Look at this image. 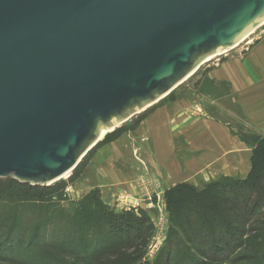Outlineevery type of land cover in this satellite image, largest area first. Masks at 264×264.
<instances>
[{"label":"water","instance_id":"water-1","mask_svg":"<svg viewBox=\"0 0 264 264\" xmlns=\"http://www.w3.org/2000/svg\"><path fill=\"white\" fill-rule=\"evenodd\" d=\"M263 21L264 0H0V178L69 175Z\"/></svg>","mask_w":264,"mask_h":264},{"label":"trees","instance_id":"trees-1","mask_svg":"<svg viewBox=\"0 0 264 264\" xmlns=\"http://www.w3.org/2000/svg\"><path fill=\"white\" fill-rule=\"evenodd\" d=\"M249 138L246 177H222L201 188L179 182L165 190L170 227L154 262L209 264L233 257L230 262L241 263L251 256L258 228L264 226L255 225L264 208V135ZM62 198L60 185L0 179V264L139 262L153 229L143 210L118 211L103 203L97 188L71 210L60 208ZM194 249L195 260L189 255ZM241 249L242 256L233 255Z\"/></svg>","mask_w":264,"mask_h":264},{"label":"crops","instance_id":"crops-1","mask_svg":"<svg viewBox=\"0 0 264 264\" xmlns=\"http://www.w3.org/2000/svg\"><path fill=\"white\" fill-rule=\"evenodd\" d=\"M136 135L146 140L140 144L144 166L133 157ZM250 135H264V40L244 55L208 63L186 94L156 104L139 117L136 128L107 144V151L120 158L106 157V186L118 191L117 182L126 186L143 174L132 172L126 179L119 159L144 167L163 190L179 182L202 186L221 177L244 178L251 166V141L245 139ZM102 155L99 151L97 160ZM127 192L136 198V189Z\"/></svg>","mask_w":264,"mask_h":264},{"label":"rangeland","instance_id":"rangeland-1","mask_svg":"<svg viewBox=\"0 0 264 264\" xmlns=\"http://www.w3.org/2000/svg\"><path fill=\"white\" fill-rule=\"evenodd\" d=\"M260 40H264V21L253 31L247 34L245 38L234 48L209 58L202 67H200L194 74L188 76L179 84H177L174 89L165 97H162L154 103L146 105L141 111H139V113L133 116L130 115V117L124 118L122 121L115 122L116 124H114V128L111 131H106L103 134L99 141H97L96 144L87 151L84 157H82L78 165L69 173V175H66L56 182L47 185L62 186L64 198H62L59 202L60 208L71 210L75 203L85 194H87L90 190L97 188L100 191V199L103 201V203L108 204L118 211L129 209H134L135 211L143 210L148 216L149 223L153 229L151 239L147 244V249L145 250V254L139 258V262L136 264H157L154 262V260L157 257L159 249L167 238L170 223L164 200L165 190L160 187V184H158L157 180L152 175H150L148 172H145L144 167L143 169H139L138 167V165L144 166L140 156V144L143 145L145 143V137L140 136L137 138L136 135L135 138L131 140V146L135 145L136 147L133 151V157L134 160L138 162L137 167H135L134 163L129 161V159H127V161L124 159H119L117 162V167L119 170L125 172L124 177L126 179H129V174H132V172L139 174V172L143 170V174H141L142 176H140L139 179H135V181L134 179H131L132 182L129 180V183H126V186H123L121 180L117 182L118 185H116V187L118 191L114 190L113 185L110 186L113 189L111 191L109 190V187L106 186L105 177L108 171L106 166V157H115L117 154L112 150L111 152L110 150L107 151L105 146L118 139L122 134L136 128L139 117L147 113L156 104L164 100L166 101L175 98L180 95V93L186 94L190 82L193 81V79L202 71V69H204L208 63L218 61L229 54L244 55L249 52ZM99 151H103V157L100 161L97 160V153ZM118 158H120V156H118ZM123 164L125 165L123 166ZM202 186L199 184L196 187L201 188ZM129 187L136 189V198L131 197L127 192ZM123 189H125V191ZM259 217L262 219H258V221H256L255 225L257 226L259 222L264 223V221H262L264 219V208H262ZM258 229L259 232H257L258 235L255 237L253 252L251 251V256L248 257L247 260L241 263H236L235 261L230 262V260L233 258L231 257L230 260L227 261L222 260L217 261V263L209 264H264V226ZM173 253L174 252H172V254ZM184 253H186V251L181 252V255L179 256L182 257V255H186ZM244 253L245 250L241 249L233 255L239 257ZM189 255L192 256L193 260L198 258L197 250L195 249L194 251L190 252ZM191 264H194V262H191Z\"/></svg>","mask_w":264,"mask_h":264},{"label":"bare ground","instance_id":"bare-ground-1","mask_svg":"<svg viewBox=\"0 0 264 264\" xmlns=\"http://www.w3.org/2000/svg\"><path fill=\"white\" fill-rule=\"evenodd\" d=\"M250 33V32H249ZM248 33V34H249ZM245 38V37H244ZM223 52H226V50L225 51H220L219 53H223ZM219 53H217V54H219ZM216 55V54H215ZM214 55V56H215ZM212 57V56H211ZM211 57H208L207 59H206V61L209 59V58H211ZM114 124H116V123H114ZM114 124L113 125H111V126H107V127H103L101 130H99V139L103 136V134L106 132V131H111L113 128H114Z\"/></svg>","mask_w":264,"mask_h":264}]
</instances>
